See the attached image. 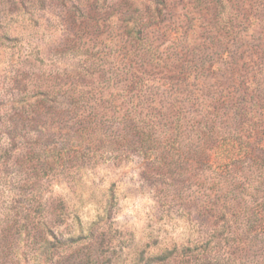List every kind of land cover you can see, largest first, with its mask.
<instances>
[{
    "label": "rangeland",
    "instance_id": "rangeland-1",
    "mask_svg": "<svg viewBox=\"0 0 264 264\" xmlns=\"http://www.w3.org/2000/svg\"><path fill=\"white\" fill-rule=\"evenodd\" d=\"M260 95L264 0H0V264H264ZM173 103L162 168L65 145ZM206 117L240 130L238 171L200 160Z\"/></svg>",
    "mask_w": 264,
    "mask_h": 264
},
{
    "label": "trees",
    "instance_id": "trees-1",
    "mask_svg": "<svg viewBox=\"0 0 264 264\" xmlns=\"http://www.w3.org/2000/svg\"><path fill=\"white\" fill-rule=\"evenodd\" d=\"M138 22L131 26L136 34H139L140 30L137 28ZM137 88V87H136ZM140 88V87H138ZM257 89H255L256 91ZM259 96V93H258ZM238 100V99H236ZM229 101L232 104L234 110L240 115V121H242V106L239 101ZM260 104L264 99H261ZM228 104V105H229ZM175 115L172 119H166L165 122L153 119L148 113H142L141 110L137 109L136 105H133L131 111H127L120 118L121 128L119 131H113V134H107L106 129L103 130L99 126V131L93 132L92 130L86 133L80 128V134L75 131L71 137L64 138V141H69L65 145H89L93 144V141L99 139L101 145H109L108 147L112 150H118L122 152L128 150L136 152L141 155L146 161L156 164L159 168L167 166L171 156L173 145H182V121L183 120V109L181 105L177 106L175 103L172 104ZM219 111L214 112L218 114ZM184 121V120H183ZM204 128L207 129V142L209 145H213L209 149H203L199 151L200 160H206L214 165V170L223 172L238 171L240 165H242V158L244 159L248 153L245 146L242 147V134L240 130L233 128L225 133L216 135V125L208 124V118L204 119ZM99 133V136H98ZM98 136V137H97ZM217 136V137H216ZM113 147V148H112Z\"/></svg>",
    "mask_w": 264,
    "mask_h": 264
}]
</instances>
